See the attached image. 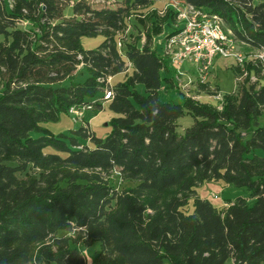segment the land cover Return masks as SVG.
I'll use <instances>...</instances> for the list:
<instances>
[{"label": "trees", "instance_id": "obj_1", "mask_svg": "<svg viewBox=\"0 0 264 264\" xmlns=\"http://www.w3.org/2000/svg\"><path fill=\"white\" fill-rule=\"evenodd\" d=\"M154 1L0 0V264H86L77 245L93 242L92 264H264V63L233 67L243 81L221 109L180 90L181 103L161 101L174 84L169 61L116 40L130 12ZM183 1L264 50V0ZM99 35L95 48L81 46ZM79 68L86 78L62 86ZM103 103L113 114L104 137L83 124L69 134L42 125ZM114 172L132 185L113 186ZM211 180L245 188L253 204L237 197L221 213L194 197L186 211Z\"/></svg>", "mask_w": 264, "mask_h": 264}, {"label": "rangeland", "instance_id": "obj_2", "mask_svg": "<svg viewBox=\"0 0 264 264\" xmlns=\"http://www.w3.org/2000/svg\"><path fill=\"white\" fill-rule=\"evenodd\" d=\"M176 1L177 0H155L145 8L130 12L128 17L125 18L126 26L116 35L117 44L121 47V43L135 40L139 45L147 44L151 48H158L157 51L161 53L160 56L169 61L170 53L167 47L168 39L181 25L177 20L174 8ZM259 1L260 0H253L255 4ZM86 2L93 8L113 5L116 7L114 0H86ZM169 9H171V11H169ZM63 15L71 16L72 8L66 6L63 9ZM24 26L26 28L29 27L28 24H24ZM171 31L173 32L172 34H170ZM101 41L102 36L100 35L96 37L80 38L81 46L86 49L95 48ZM234 46L235 51L241 53L247 60L252 58L256 53L238 41L234 42ZM169 64L171 65L170 61ZM235 65H237V62L232 56L222 57L215 55L208 73L199 76L194 70L192 63L185 62L181 69L186 75L179 82V80L175 78L174 73V84L164 83L163 88L159 91V99L161 101L181 103L180 94L182 93L186 97L218 107L221 105L223 95L234 92L239 85L242 84L244 76L235 78L233 71ZM86 76V70L79 68L72 78L65 79L61 85L68 86L70 82H82ZM118 77H116L113 82L117 80ZM187 80L191 81L190 84L188 87L185 85V87L182 88L181 85H184V81ZM250 82L258 83L259 81L252 76ZM260 82H264V80ZM137 88L141 92L143 91L142 85H138ZM178 90H180L181 93ZM83 113H85L84 116L82 114L80 117H75L69 112L61 113L57 121L44 122L42 125L54 134H69L72 130L79 128L81 124L86 125L88 128L90 127L98 137H104L109 132L110 125L108 123L113 114L108 110L106 103H103L102 106L97 109H86ZM87 121H89V123H87ZM178 123L179 131L182 132L185 127L192 123V118L189 115H185L179 119ZM111 184L118 189L132 185L130 182H124L119 179L116 172L113 173ZM213 195L216 197H213ZM194 197L208 199L221 213H223L237 197L245 199L247 205H252L254 202V199L249 196V192L245 188L215 180L205 181L196 188V192L189 198L188 204L185 206L186 211L192 210ZM77 246L84 253L86 264H92L99 251V243L93 242L90 245L79 243ZM224 264H233L232 258H228Z\"/></svg>", "mask_w": 264, "mask_h": 264}, {"label": "built area", "instance_id": "obj_3", "mask_svg": "<svg viewBox=\"0 0 264 264\" xmlns=\"http://www.w3.org/2000/svg\"><path fill=\"white\" fill-rule=\"evenodd\" d=\"M176 17L181 24L177 31L168 39L169 61L175 70V78L180 80L186 75L181 69L185 62L192 63L194 70L199 76L208 73L212 60L215 55L222 57L232 56L238 65H242L245 58L241 53L235 51L234 42L236 41L230 31L225 29L222 19L215 14H208L202 9L196 8L177 0L174 5ZM254 60L264 63V50L254 51ZM186 78V77H185ZM187 82V83H185ZM190 80L184 81L188 87ZM107 91L105 98L110 97ZM221 105L218 109H221ZM90 106L76 108L71 107L68 112L75 117H80ZM213 197H216L213 195Z\"/></svg>", "mask_w": 264, "mask_h": 264}, {"label": "crops", "instance_id": "obj_4", "mask_svg": "<svg viewBox=\"0 0 264 264\" xmlns=\"http://www.w3.org/2000/svg\"><path fill=\"white\" fill-rule=\"evenodd\" d=\"M116 77H118V76H116ZM116 77L114 78V79H116ZM121 77H120V75H119V77H118V79H120ZM106 105H107V103H106ZM84 114L85 113H83V116H84ZM89 119H91V118H89ZM87 123H89V121H87ZM89 126H90V124H89ZM90 128V127H89ZM91 129V128H90Z\"/></svg>", "mask_w": 264, "mask_h": 264}]
</instances>
